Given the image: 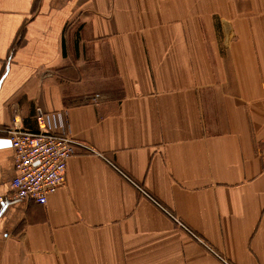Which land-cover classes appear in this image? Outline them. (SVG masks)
Segmentation results:
<instances>
[{"label":"crops","instance_id":"1","mask_svg":"<svg viewBox=\"0 0 264 264\" xmlns=\"http://www.w3.org/2000/svg\"><path fill=\"white\" fill-rule=\"evenodd\" d=\"M80 144L10 197L5 129ZM0 264H264V0H0Z\"/></svg>","mask_w":264,"mask_h":264},{"label":"built area","instance_id":"2","mask_svg":"<svg viewBox=\"0 0 264 264\" xmlns=\"http://www.w3.org/2000/svg\"><path fill=\"white\" fill-rule=\"evenodd\" d=\"M34 118L36 131L20 128L15 120L5 129L14 167L9 194L17 200L43 205L64 184L68 160L80 144L67 131L60 112L36 107Z\"/></svg>","mask_w":264,"mask_h":264}]
</instances>
